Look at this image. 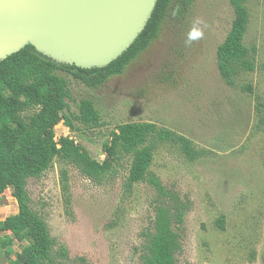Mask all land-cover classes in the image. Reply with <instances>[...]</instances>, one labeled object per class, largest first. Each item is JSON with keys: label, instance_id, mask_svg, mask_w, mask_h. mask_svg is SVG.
<instances>
[{"label": "rangeland", "instance_id": "obj_1", "mask_svg": "<svg viewBox=\"0 0 264 264\" xmlns=\"http://www.w3.org/2000/svg\"><path fill=\"white\" fill-rule=\"evenodd\" d=\"M246 6L244 45L256 50L254 70L239 72L233 87L216 67V49L233 20L228 0H196L184 13L172 6L158 37L101 87L89 89L59 73L69 85L64 114H77L78 102L89 98L100 123L86 129L72 121L73 130L61 122L54 128L56 140L69 137L102 162L103 144L118 125L148 122L202 151L188 161L177 147L158 143L149 169L189 203L177 230V264H264V0H248ZM196 20L204 35L189 46L185 40ZM130 163L122 156L97 184L55 158L49 170L28 180L30 207L47 225L57 264L143 263L156 193L146 182L126 191ZM11 192L1 195L0 221L18 212ZM221 216L223 229L216 225ZM20 248L14 243L15 252ZM0 264H7L6 258Z\"/></svg>", "mask_w": 264, "mask_h": 264}, {"label": "trees", "instance_id": "obj_2", "mask_svg": "<svg viewBox=\"0 0 264 264\" xmlns=\"http://www.w3.org/2000/svg\"><path fill=\"white\" fill-rule=\"evenodd\" d=\"M195 1L158 0L151 18L133 45L104 68L88 70L59 64L42 56L30 45L0 61V198L11 189L18 209L16 214L0 221V233H6L0 236V258H6L7 264H57L52 255L54 240L47 225L30 207L29 179L40 177L58 158L101 184L114 172V166L122 156L131 158L124 184L126 191H130L134 184L146 182L156 193L153 227L144 234L142 264H177L175 256L181 249L177 230L183 225L189 203L176 191L167 189L149 169L158 143L177 147L188 161L198 159L202 151L186 137L153 123H123L103 144L105 158L99 162L69 137L56 140L54 128L63 122L74 130L77 128L72 121H75L83 128L94 129L100 123L99 112L89 98L78 102L77 114H64L70 99L69 85L59 73L89 89L101 87L111 77L121 75L158 37L172 6L184 13ZM247 1L228 0L233 20L223 43L216 49L217 71L230 87L235 86L239 72L254 70L252 54L256 50H249L244 45L249 22ZM243 89L252 92L250 86ZM28 112L32 114L26 115ZM62 180L66 183L65 173ZM216 225L223 229L224 217L217 219ZM14 243L21 245L19 252L13 250ZM60 255H66L64 249L60 250Z\"/></svg>", "mask_w": 264, "mask_h": 264}, {"label": "water", "instance_id": "obj_3", "mask_svg": "<svg viewBox=\"0 0 264 264\" xmlns=\"http://www.w3.org/2000/svg\"><path fill=\"white\" fill-rule=\"evenodd\" d=\"M158 0H0V61L27 45L59 64L104 68L146 27Z\"/></svg>", "mask_w": 264, "mask_h": 264}, {"label": "clouds", "instance_id": "obj_4", "mask_svg": "<svg viewBox=\"0 0 264 264\" xmlns=\"http://www.w3.org/2000/svg\"><path fill=\"white\" fill-rule=\"evenodd\" d=\"M200 24H201L200 20L194 21L193 27L189 30V32L187 34V38L185 40L186 45L190 46L193 41H197L203 37L204 31L202 28L199 27ZM205 27H206V25H205Z\"/></svg>", "mask_w": 264, "mask_h": 264}]
</instances>
